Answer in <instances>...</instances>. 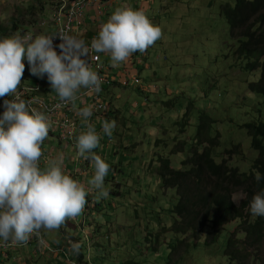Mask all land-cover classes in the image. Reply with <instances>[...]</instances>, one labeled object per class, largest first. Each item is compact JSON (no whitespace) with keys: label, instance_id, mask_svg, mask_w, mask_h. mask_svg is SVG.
<instances>
[{"label":"rangeland","instance_id":"374dc122","mask_svg":"<svg viewBox=\"0 0 264 264\" xmlns=\"http://www.w3.org/2000/svg\"><path fill=\"white\" fill-rule=\"evenodd\" d=\"M117 1L139 10L143 2L147 4L145 13L161 27L163 36L119 66L112 65L109 55L104 57L105 72L110 70L109 79L118 84L99 96L110 115L102 118L93 112L90 121L101 136L94 151L110 166L105 177L109 196L97 200L92 191L80 216L58 231L41 230L40 239L51 249L43 243L33 251L23 247L11 251L10 259L2 255L0 264H232L225 247L233 223L209 245V228L199 236L174 229L180 197L177 188L164 187L160 159H170L176 169H187L190 166L184 162L195 148L202 151L205 140L217 136L218 144L213 146L217 161L228 158L226 150L240 144L244 158L234 153L230 164L246 170L258 154L245 125L264 120V96L248 86L260 76L258 71H248L237 55V42L220 12L222 5L233 7L235 0ZM52 3L0 0V37L39 34L40 23L52 18ZM41 30L49 32L48 27ZM23 63L22 81L27 78L55 95L46 75L42 79L31 75L26 55ZM105 120L116 122L111 138L102 131ZM201 122L207 126L199 135ZM53 139L44 146L48 156L62 153L65 172L72 178L76 173L75 179L88 187L94 175L92 163L77 155L76 143ZM233 198L239 203L243 193L238 191ZM73 243L81 248L72 263L62 258L61 253H66L61 249L69 250V257L76 255ZM259 254L264 256V241Z\"/></svg>","mask_w":264,"mask_h":264},{"label":"clouds","instance_id":"9594fccd","mask_svg":"<svg viewBox=\"0 0 264 264\" xmlns=\"http://www.w3.org/2000/svg\"><path fill=\"white\" fill-rule=\"evenodd\" d=\"M162 36L161 27L145 11L123 4L100 26L90 45L64 30L0 37V97L15 96L4 100L5 111L0 116V242L26 245L41 230L58 231L80 216L90 192L97 193V200L109 196L105 177L110 166L94 151L101 136L90 122L92 106L79 110L84 130L76 136L77 155L94 167L88 187L65 172L62 153L47 158L41 167L42 145L52 122L46 110L33 106L35 100L25 101L17 91L25 71L23 57H27L31 75L41 79L46 75L59 101L74 105L81 89L102 90V79L90 65L92 53H107L116 67L133 53H144ZM57 37L59 53L53 44ZM115 127L114 120L102 123L109 138ZM254 178L259 182L264 177L257 173ZM248 210L254 217L264 216V192L252 197ZM79 247L73 243L71 250L78 253Z\"/></svg>","mask_w":264,"mask_h":264},{"label":"trees","instance_id":"16d2710c","mask_svg":"<svg viewBox=\"0 0 264 264\" xmlns=\"http://www.w3.org/2000/svg\"><path fill=\"white\" fill-rule=\"evenodd\" d=\"M220 12L231 38L237 42V55L245 60L248 71L259 73V79L248 84L249 89L264 96V0H235L233 7L222 5ZM114 83L118 84L112 79L111 84L105 86L104 90ZM20 86L34 88L37 84L26 78ZM41 90L44 98H48L52 93L50 89L46 90L42 86ZM47 91L50 93L46 95ZM10 96L0 97V105ZM103 114L105 117L110 115L107 106L105 110L97 111V115ZM206 126L203 122L198 124L199 135ZM245 126L251 137V146L258 152L246 170L230 164L229 157L241 152L240 144L226 150L228 158L224 157L221 161L215 159L213 146L218 144L217 136L206 139L202 151L198 147L195 148L193 155L184 162L185 165L190 166L187 169H176L172 167L170 159L161 157L160 174L164 187L178 190L180 199L174 209L179 217L174 227L177 232L192 231L199 236L209 228L206 238V243L209 245L219 239L227 224L233 223L234 227L229 232L225 247V255L231 263L264 264V256L259 254L264 241V216L254 217L248 210L252 197L256 193L264 192V178L259 182L254 178L257 173L264 177V120L251 121ZM53 140L58 141L55 138ZM46 155L49 158L47 153ZM240 155L237 156L239 159L244 158ZM238 191L243 193V198L236 203L233 194ZM33 244L36 248L39 246L37 237H31L30 242L23 247ZM43 247H47V250L50 248L44 245V241ZM60 247L54 251H58ZM11 251L8 252V259ZM80 255L83 256L82 253ZM78 256V253L72 254L71 257L67 255L64 259L73 263L72 259Z\"/></svg>","mask_w":264,"mask_h":264},{"label":"built area","instance_id":"2783aa9c","mask_svg":"<svg viewBox=\"0 0 264 264\" xmlns=\"http://www.w3.org/2000/svg\"><path fill=\"white\" fill-rule=\"evenodd\" d=\"M101 0H71L68 2L67 0H53L52 3V18L51 22L55 25V31L64 30L67 31L69 34L77 36L80 32L81 26L83 25V17L87 8L92 5L93 3H100ZM48 23L43 21L40 23L41 27L46 26ZM97 34L93 35L88 44L90 45L91 40ZM60 43L59 38H54L53 44L56 47V51L59 53L60 49L58 47ZM90 65L91 68L98 73V75L102 79L101 84V92L104 90L105 86H109L111 84V80L109 79V75L105 72V65L101 63V53H92L90 56ZM135 82L138 83L139 79L134 78ZM133 79V80H134ZM18 93L20 94L21 98L25 101L33 99L36 103L33 105L35 107L41 108L42 110H46L47 114L50 116L52 122V128L49 131L48 138L44 141L42 145L43 156L41 158V167H43L45 160L48 158L45 150V144L47 143L50 137H54L60 143L64 142L66 144H75L76 143V136L78 133L84 130V126L81 123V117L78 115V112L81 108L85 106H76V104L69 103L67 105H63L61 101H59L58 96L44 98L41 94V86L37 84L34 88H25V87H18ZM100 93H93L86 89H81L80 92L77 93L78 99H83L88 97V99H93V112L96 115L97 111L105 110L106 106L103 103H100L99 98ZM41 95V96H40ZM15 96L11 95L9 98L5 100H13ZM77 99V100H78ZM57 105H61L60 107H56ZM92 106V105H91ZM5 111L4 108V101L0 105V116H2L3 112ZM91 122V121H90ZM92 123V122H91ZM32 237H37L38 242L41 244L43 240L40 239V235L36 236L33 235ZM31 239V238H30ZM30 240L28 241V243ZM27 243V244H28ZM26 244V245H27ZM26 245H14L13 243L9 242L7 244L0 242V257L5 255L8 257V252L14 250L17 247H23Z\"/></svg>","mask_w":264,"mask_h":264},{"label":"crops","instance_id":"0c3cea01","mask_svg":"<svg viewBox=\"0 0 264 264\" xmlns=\"http://www.w3.org/2000/svg\"><path fill=\"white\" fill-rule=\"evenodd\" d=\"M67 1L71 2V0H67ZM123 4H125V3H122V2L120 3L117 0H101V2L98 3V4L97 3H93L92 5H90L89 8H87V11L85 12V16L83 17V25L81 26L80 32L78 34V38L83 39L86 42V44H88L90 38L93 35L98 34L100 26L109 19V17L112 14V12L117 7H119V6L123 5ZM146 5L147 4H144V2H143V7L144 8L142 10L145 11V12H148V9L150 7L149 6L145 7ZM45 22L48 23L46 26H44V27H48L49 28L48 34L53 33L55 31V25H53V23L51 22V19H50V22H48V21H45ZM42 28L43 27H39V30H38L39 33H42V30H41ZM136 54L138 55V52H136ZM105 56H108V54L107 53H101V63L104 64V65H105V63L103 61H104V57ZM130 73L132 74L133 71H130ZM108 74H109V76L111 75L110 74V70H109ZM132 77H133L132 79H134V78H136V75L132 74ZM49 93L50 92L47 91L46 95L49 94ZM50 94L54 95L53 93H50ZM87 98L88 97H85V98H83L81 100L80 99L76 100V102H75L76 106H80V105H82V106H90L91 105V102L89 103L90 99L87 100ZM98 116H100L102 118H106L104 116V114L103 115H98ZM66 145H70V144H66ZM78 172H80L81 174L84 173V171H82V170L78 171ZM75 174L74 175L72 174L74 179L76 178ZM45 244H47V243L44 242V245ZM34 245L35 244H33L32 246H29L28 248L33 251ZM39 246H40V244H39ZM62 248L63 249H61V250H63L64 253H66L68 255L69 250H67L65 247H62ZM16 252H17V250H16ZM66 254L61 253L62 258H65ZM58 264H60V263L58 262Z\"/></svg>","mask_w":264,"mask_h":264},{"label":"bare ground","instance_id":"6f19581e","mask_svg":"<svg viewBox=\"0 0 264 264\" xmlns=\"http://www.w3.org/2000/svg\"><path fill=\"white\" fill-rule=\"evenodd\" d=\"M89 8V7H88ZM85 16V15H84ZM83 28V27H82ZM113 83V82H112ZM23 87V86H22Z\"/></svg>","mask_w":264,"mask_h":264}]
</instances>
